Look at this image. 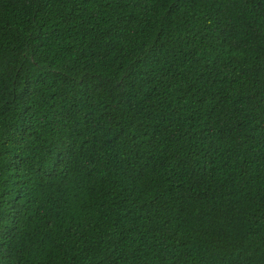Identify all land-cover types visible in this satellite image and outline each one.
<instances>
[{
	"label": "trees",
	"instance_id": "1",
	"mask_svg": "<svg viewBox=\"0 0 264 264\" xmlns=\"http://www.w3.org/2000/svg\"><path fill=\"white\" fill-rule=\"evenodd\" d=\"M0 264H264V0H0Z\"/></svg>",
	"mask_w": 264,
	"mask_h": 264
}]
</instances>
